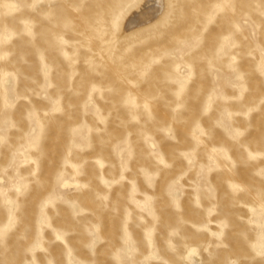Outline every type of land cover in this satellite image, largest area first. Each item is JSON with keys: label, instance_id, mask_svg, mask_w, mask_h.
I'll use <instances>...</instances> for the list:
<instances>
[{"label": "rangeland", "instance_id": "obj_1", "mask_svg": "<svg viewBox=\"0 0 264 264\" xmlns=\"http://www.w3.org/2000/svg\"><path fill=\"white\" fill-rule=\"evenodd\" d=\"M141 1L0 0V264H264V0Z\"/></svg>", "mask_w": 264, "mask_h": 264}, {"label": "bare ground", "instance_id": "obj_2", "mask_svg": "<svg viewBox=\"0 0 264 264\" xmlns=\"http://www.w3.org/2000/svg\"><path fill=\"white\" fill-rule=\"evenodd\" d=\"M142 1H143V0H142ZM142 1H141V2H142ZM141 2H140V3H141ZM145 2H146V1H145ZM161 2H162V1H161ZM134 3H135V2H134ZM137 3H138V1H137ZM142 3H143V2H142ZM154 3H155V2H154ZM155 4H156V3H155ZM155 4L152 5V3H149V4H147L146 6H144L143 10H141V11H139V9H140V8H139V9H138L139 14L136 16L135 20H136V21H139V22H140V20L142 21V20L145 18V17L143 16V13H151V12H149L150 6L152 5V7H155V6H154ZM158 4H159V3H158ZM140 5H141V4H140ZM140 5H139V6H140ZM159 5H160V4H159ZM132 7H133V6H132ZM136 8H138V7H136ZM158 9H159V8H157V10H158ZM160 9H161V8H160ZM127 10H128V9H127ZM132 10H133V8H132ZM135 10H136V9H135ZM136 11H137V10H136ZM130 12H131V11H130ZM126 13H127V12H126ZM128 13H129V12H128ZM128 13H127V14H128ZM135 13H136V12H135ZM135 15H136V14H135ZM146 17H147V16H146ZM156 18H157V17H156ZM131 19H134V18H130V20H131ZM145 19H146V18H145ZM130 20H129V21H130ZM135 20H134V21H135ZM147 21H148V20H147ZM130 22H131V21H130ZM132 22H133V21H132ZM135 23H136V22H135ZM149 23H150V22H149ZM132 24H133V23H131V25H132ZM137 24H138V23H137Z\"/></svg>", "mask_w": 264, "mask_h": 264}]
</instances>
